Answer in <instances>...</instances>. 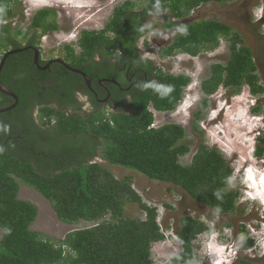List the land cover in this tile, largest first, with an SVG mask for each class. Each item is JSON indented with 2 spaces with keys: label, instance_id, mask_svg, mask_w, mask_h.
<instances>
[{
  "label": "trees",
  "instance_id": "16d2710c",
  "mask_svg": "<svg viewBox=\"0 0 264 264\" xmlns=\"http://www.w3.org/2000/svg\"><path fill=\"white\" fill-rule=\"evenodd\" d=\"M19 1L0 0V21L16 17L18 10L14 6ZM228 1L146 0L140 8L137 2L126 0L115 6L101 30L81 31L75 43L80 48L81 63L92 58L96 51H106L113 57L121 54L128 59L133 58L135 43L156 26L155 23L145 26L144 22L159 5L170 14L163 19V29H178L172 43L160 49V58L174 57L179 53L195 57L202 51L215 50L221 38L229 42L227 60L213 63L209 75L202 81L206 95L203 109L208 108L207 96L216 93L221 86L238 93L248 85L253 95L263 93L259 69L264 60L252 47L243 44L239 32L218 19L183 23L201 5ZM58 29L56 12L50 8L40 9L26 28L12 29L10 24H0V50L19 48V41L30 37L31 42L34 39L40 42L45 34ZM66 47L75 53L73 45ZM18 56L16 53L6 60L0 80L18 94L20 105L25 106L27 95L18 88L20 82L28 79L24 75L18 83L12 84V78L15 80L19 76H16L18 70L9 74L7 69L11 59ZM141 65L151 71V61L145 60ZM87 72L91 75L90 70ZM64 73L63 80L69 91L75 88L88 90L81 75L66 69ZM6 76H11V79H6ZM156 78V82L150 81L133 93L128 111L121 110L124 103H120L111 111L102 109L84 114L78 111L80 106L73 97L69 100V104H74L77 109L73 112L42 106L40 118L43 125H49L63 139L51 146L49 154H44L54 162L51 169L46 168L43 161L38 163L41 166L33 163L34 157H30L32 162L27 158L19 159L12 153V148H5L0 153V264H153L152 244L166 238L158 221V208L143 200L133 187L132 176L117 178L107 165L95 161L96 157L109 165L136 170L151 180L171 183L196 202L209 206L216 214L236 211L240 192L229 189L234 169L218 148L205 142V132L198 124L202 110L195 113L194 119V129L202 141L189 164L181 162V158L191 152L186 129L176 123L155 126L154 110H176L192 78L163 69H157ZM9 100L10 97L0 92V107ZM255 110L259 111L260 107ZM78 137H89L88 150L82 140H76ZM260 141L264 143V138ZM257 154H264V146H259ZM22 185L35 189L48 199L59 220L69 224L80 221L94 224L70 231L59 239L32 230L38 208L31 201L19 197ZM128 203L137 204L146 217L127 216L125 207ZM167 207L171 205L167 204ZM225 226L232 225L226 223ZM210 227V222L200 217L182 215L177 230L182 252L163 264L200 262L194 242ZM239 240L243 250H249L255 244L245 225ZM238 264L260 263L240 258Z\"/></svg>",
  "mask_w": 264,
  "mask_h": 264
},
{
  "label": "rangeland",
  "instance_id": "374dc122",
  "mask_svg": "<svg viewBox=\"0 0 264 264\" xmlns=\"http://www.w3.org/2000/svg\"><path fill=\"white\" fill-rule=\"evenodd\" d=\"M124 1L126 0H20L14 6L18 10L16 17L6 18L4 23L10 24L12 29H23L28 27L38 10H54L59 29L45 34L40 43L45 58L60 56L66 44H71L80 51L75 43L81 31L101 30L115 6ZM131 1L137 2L140 8L146 3V0ZM167 16L165 10L156 7L145 21L147 25L156 24L146 35V41L151 46L147 51L152 58H155L154 54L158 51V44L154 39H169L168 33L162 27L163 19ZM206 19H218L233 27L243 38V44L252 47L257 56L264 60V0L210 2L194 9L188 18L191 22ZM257 19H261L260 22ZM229 52V42L221 38L219 47L213 51H202L195 57L179 53L162 60L164 71L174 75L186 74L192 78V82L185 89L181 104L176 110H154V113L155 126L176 123L186 129V140L191 145V152L183 156L181 162L189 164L202 141L200 134L194 129L195 113L202 110L198 124L205 132V142L218 148L234 169L229 180V189L240 192L234 213L216 214L209 206L196 202L171 183L151 180L130 168L109 165L100 157L96 160L107 165L118 178L132 176L133 187L143 200L158 208V221L166 238L152 244L153 264H163L182 252L177 230L180 217L184 214L200 217L211 225L210 230L200 234L194 242L201 258L197 264H217V261L219 264H238L240 258L264 264V200L255 195L260 187L261 176L264 175V154H257L259 146H264L260 141V138H264V92L253 95L248 85H244L238 93L220 87L216 93L207 96L208 108H202L206 98L202 81L209 75L210 66L216 62L224 63ZM259 76L260 83L264 85V62L262 67L260 65ZM256 107H260V110L256 111ZM106 110L113 109L108 106ZM249 168L254 170L257 187H252V181L247 179ZM19 197L31 201L38 208V217L31 229L52 239L64 238L70 231L94 224L85 221L69 224L59 220L51 202L26 185H22ZM167 204L171 207H167ZM125 213L134 218L146 217V213L135 203H128ZM226 223L232 226L226 227ZM243 225L249 236L255 239L254 246L249 250H243L239 240Z\"/></svg>",
  "mask_w": 264,
  "mask_h": 264
},
{
  "label": "flooded vegetation",
  "instance_id": "af4514ba",
  "mask_svg": "<svg viewBox=\"0 0 264 264\" xmlns=\"http://www.w3.org/2000/svg\"><path fill=\"white\" fill-rule=\"evenodd\" d=\"M156 7L165 10L159 5H156ZM144 23L147 26L146 22ZM0 24L4 25L6 23L1 20ZM164 31L168 33L169 39H154V42L158 44V51L154 54L155 58H152L149 55V51H147V48L151 47L146 41L147 34L135 43L134 49L136 53L133 58L128 59L121 54L113 57L106 51H96L92 58L82 63V59L79 56L80 51L75 49V53L72 54L66 47L68 44L64 45L62 55L45 58L42 53V44L37 42V39L31 42L30 37L24 41H19L21 44L19 48L28 47V49L19 52L18 57L11 59L7 69H9V74H14V71L18 70L16 76L17 74L19 76L15 80L13 79L14 77L12 78V84L18 83L19 78H23L22 76L26 75L25 78L28 80L20 82L18 89L27 95L28 103L25 106H21L18 94L13 91L18 96L17 106L10 111L0 113V153L5 148H12V153L17 154L19 159L27 158L32 162L33 158L30 157H34L33 163L36 162L35 164L41 166L38 163L43 161L45 167L51 169L54 162L47 156L45 157L44 154H49L51 146L63 139L49 125H43V121L40 118V108L44 105H50L57 109L73 112L77 110L74 108V104H69V100L73 97L74 101L76 100L80 106L78 111L84 114L107 109L108 106L115 109L120 103H124L121 110L128 111L133 93L148 85L150 81L156 82L157 69L164 70L161 61L168 58H160L159 51L172 43L178 29ZM10 49L13 48L10 47L4 51L0 50V62L4 54ZM36 51H38L39 56L38 64L35 63ZM11 56H8L7 59ZM122 56L124 57L122 58ZM145 60L152 62L149 68L151 69L150 72L141 65V62ZM74 63L75 65H73ZM70 68L80 69L87 73L91 80L90 87L81 76L87 85V91L76 88L68 90L63 79L66 74L64 73L65 69L69 70ZM3 69H5L4 66ZM87 69L90 70L91 75L87 72ZM6 79H11V76H6ZM5 96L10 97L11 100L5 105L2 104L0 109L12 105L15 101L13 97ZM16 108L18 109L14 112L13 110ZM44 119L46 120V118ZM78 139L82 140V144L88 150L91 141L89 137H78L76 140L79 141ZM18 151H22L25 155ZM41 156L42 158H40ZM97 158H94V160L96 161ZM56 164L58 163L56 162Z\"/></svg>",
  "mask_w": 264,
  "mask_h": 264
},
{
  "label": "water",
  "instance_id": "95a60500",
  "mask_svg": "<svg viewBox=\"0 0 264 264\" xmlns=\"http://www.w3.org/2000/svg\"><path fill=\"white\" fill-rule=\"evenodd\" d=\"M184 23L189 24V23H191V21L188 20V19H186V20H184ZM26 49H28V47H21V48H15V49L13 48V49L8 50L4 54V56H3V58H2V60L0 62V77H1V73H2V70H3V66H4V63H5L6 59H7V57L10 56V55H13V54L22 52V51H24ZM38 57H39L38 56V51H36L35 52V63L36 64L39 63ZM69 70L73 71L74 73L80 74L85 79V81L88 84V86L89 87L91 86V80H90L89 76L87 75V73H85L84 71H82L80 69L70 68ZM0 92L3 93V94H5V95L11 96V97H13L15 99V101H14V103L12 105H10V106H8L6 108L0 109V113L6 112V111H10V110L14 109L17 106V104H18V96L13 91H11L9 88H7L1 82V80H0Z\"/></svg>",
  "mask_w": 264,
  "mask_h": 264
},
{
  "label": "clouds",
  "instance_id": "9594fccd",
  "mask_svg": "<svg viewBox=\"0 0 264 264\" xmlns=\"http://www.w3.org/2000/svg\"><path fill=\"white\" fill-rule=\"evenodd\" d=\"M261 19H257V22H260ZM187 54V53H186ZM189 55V54H187ZM190 85V84H189ZM155 114V113H154ZM247 179L252 181V187H257L255 176H254V170L252 168L247 169ZM255 195L259 196L262 200H264V175L261 176L260 179V187L257 188V192ZM215 251H219L217 249H214ZM217 264H219V261H217Z\"/></svg>",
  "mask_w": 264,
  "mask_h": 264
},
{
  "label": "bare ground",
  "instance_id": "6f19581e",
  "mask_svg": "<svg viewBox=\"0 0 264 264\" xmlns=\"http://www.w3.org/2000/svg\"><path fill=\"white\" fill-rule=\"evenodd\" d=\"M69 6V5H68ZM73 7V6H72ZM184 54V53H183ZM159 58V57H158ZM222 87V86H221ZM181 104V103H180ZM241 120V119H240ZM118 178V177H117Z\"/></svg>",
  "mask_w": 264,
  "mask_h": 264
}]
</instances>
